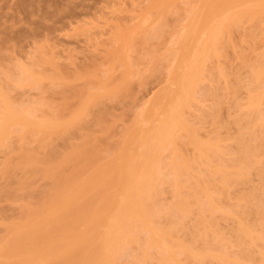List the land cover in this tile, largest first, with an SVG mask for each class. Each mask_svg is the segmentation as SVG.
I'll return each mask as SVG.
<instances>
[{
  "label": "bare ground",
  "instance_id": "1",
  "mask_svg": "<svg viewBox=\"0 0 264 264\" xmlns=\"http://www.w3.org/2000/svg\"><path fill=\"white\" fill-rule=\"evenodd\" d=\"M207 1L211 2V0H207ZM228 1H231V2L236 1V2L241 3V1H237V0H233V1L228 0ZM252 1L250 5L252 4L253 6L254 5L256 6L253 7V6H249L248 4L249 7L247 8H250V9L245 8L246 11H244V13H240L239 15V17L242 16L241 17L242 21L239 20L238 14L240 10H244L242 9L244 6H247L245 5L246 3L243 4V7L241 6L242 8L240 6L238 7L233 6L234 8L240 7V10L237 13V16H235L236 15L235 12H237L238 9H236L235 11V9L233 8L235 12L230 10L228 11L229 13H225L223 17L224 12H227L229 8H232L227 3H226L227 8L228 6L229 8L226 11L225 10L222 11L223 14L221 13L219 9H216V11L219 10L220 12L214 11L216 14L220 13L223 18L221 16L220 17L224 21L222 20L223 23L222 22L219 23L221 24L220 26H218V24L215 23L216 29H213L212 31L210 30L212 29L211 26L210 28L207 29L208 31L210 30L209 31L210 36H206V37H210V39L207 38V40L209 39L211 41L210 47L211 45L213 46V44L218 43L220 39L224 37L223 36L224 34L223 35H220V34L223 33L224 31L225 32L227 31V30H224V29H228L227 25L229 28H232V26H234L233 29H235L234 24L237 25L236 23L237 21H239L240 26H242L241 22H243V18L245 19L249 17L251 20V21L249 20V22L254 23L255 21L254 24H256L258 18H261V17H258L255 20L256 14H257L256 16H258V14H261L259 16L263 15L262 16L263 20L260 19L261 20L260 22L264 21V4H263L264 1L262 0L263 3L261 2V0L260 1L254 0L253 2ZM258 1L262 3V5L257 4ZM206 2H205V5L207 4ZM213 2L220 3L219 0L218 1L214 0ZM223 2L224 1L222 0V3ZM225 2L227 1L225 0ZM243 2H247V0ZM202 3L203 2L201 1V7H199L198 5V8L201 9L202 6H204V3L203 4ZM224 4L225 3H223V5L221 4V6H224ZM214 6H211V7L214 8ZM204 7L203 9H201L203 10L202 11L203 13H204V10L207 9V8L205 9ZM216 7L219 8L218 5ZM224 7L226 9V6ZM195 10H193L195 12V13L193 12L194 17L193 18L191 17L192 20L190 21H193L194 18L196 19L195 14L198 13V10L197 12ZM206 11L210 12L208 10ZM202 12L198 20L201 19V16L202 18L203 16H205ZM207 12H205V14ZM190 13H191L190 16H192V12ZM216 14H214V16ZM242 14H244V17ZM208 15L206 14L205 17H207ZM216 16H219V15H216ZM205 17H204V20L202 19L204 23L208 21V19L206 20ZM210 17H207V18H210ZM220 17H217V18H219L220 20ZM198 20L196 24H198L199 26L201 25V22H199ZM224 22H226L227 25L225 23V26H224ZM245 22H247V20ZM190 25L191 24H189V26ZM194 25L192 24L191 27L192 28L194 27L195 31H197V29L195 28L196 26ZM213 25L212 27L214 28ZM191 27H190V30L192 29ZM199 27H198V32H199ZM204 27L205 25H202L201 29ZM206 27H209V26H206ZM237 27L238 25L236 26V28ZM190 30L188 31L189 33L193 32L196 34L194 30H191V31ZM205 34L207 35V31L205 32ZM134 37L132 36V38ZM182 37H180L181 42L184 38ZM229 37L230 39H232L231 38L232 36H229ZM193 38L195 37L193 36ZM135 39L137 38L135 37ZM144 39H145V36H144ZM187 40H188L187 42L189 43L190 38ZM199 40H200V37H199ZM207 40H205V37H204V41H207ZM132 41H135V40H132ZM195 41L196 40H194L193 43H195ZM222 41L226 42L224 39ZM185 42H183V44L186 45L185 47L186 49L187 45L189 44L187 42H186L187 44H185ZM207 42H204L205 43L204 45L205 46L207 45L206 47L204 45H203L204 47L203 46L200 47V49L201 48L204 49V50H201L202 52L208 49L209 45L207 44ZM224 42L222 45H225ZM216 45L213 46L214 47L213 49H215ZM222 45H220V47H222ZM136 46H138V44H136ZM129 47L132 48V46L130 45ZM185 49L184 50L182 49V52L186 53ZM116 50L117 48L115 49V51ZM206 51H208V53L211 52V50L209 51V49ZM205 52L202 53L203 55L201 56L202 58L204 56L207 57L206 54L208 53L206 52V54H204ZM192 53L194 54L195 52H192ZM199 53L200 51H198L197 57L200 56L198 55ZM180 54H181L180 57L181 58L183 57L184 59V56H185L184 53H180ZM193 54L191 55L192 56L191 58L195 57L197 59V57L195 55L193 56ZM218 54H219V51H218ZM39 55H41L42 60H41V57H40V60L43 61V63L44 61H46L45 60L46 58L47 60H49L48 59L49 57L45 56L46 58H43L42 53ZM114 55H117V54L114 53ZM209 55L213 56L212 54H208V56ZM205 57L203 59L201 58L200 60L199 59L198 60L199 61L202 60L201 63H204V61L206 60ZM243 57L244 56H242V58ZM113 58L114 57L112 56V59ZM211 58H215V57H211ZM258 58L260 57L258 56ZM38 59L35 61L38 62ZM194 59H191V60H193L194 62ZM184 60L186 63L191 62V64L189 65L190 66L192 65V61H190L189 59H188L189 61H187L186 59ZM241 61L242 60H240V62ZM52 62L54 61L52 60ZM39 63L42 64L40 61ZM247 63L248 62H246V65ZM34 64H32L33 65L32 67H34ZM50 64H53V63H49L48 65ZM181 64H182L181 67L184 66L183 65L184 62ZM189 65L187 64L188 68H189ZM195 65L197 64L195 63ZM205 65L208 66V64H205ZM243 65L246 66L245 64H242V66ZM179 66L180 65H178V68H180ZM192 66H191V69L197 67V66H194V67ZM46 67L48 68L47 65ZM20 68L21 67H19L18 69ZM27 68L28 69L23 67V69H20L21 73L19 75L18 74L14 75L15 77L17 76L15 79H8V80H11V81L15 80V83L19 85L20 87L21 85L24 86L27 83L29 85L30 83L28 82L29 79L32 84L33 83L37 84L35 85L36 87L40 84L39 88H41V85H42L41 82L43 83V81L45 80H48V82L50 81V83L53 84L55 87L56 85L59 86L54 81L56 79H60V81L58 80L59 84H65L67 88L73 85L72 83L70 84L69 81L71 80H69V78L67 79V78H64L63 76H62L63 78H61L59 77L61 75L58 76L55 72L49 71L50 74L55 73L56 75H53V74L46 75L47 73H45L44 75L42 72L41 74H43L44 76H41V75H38L39 72L37 73L35 72V69H34L35 67L33 68V70L31 66ZM185 68H186V65H185ZM250 68H251L250 78H251V82L252 81L253 82L252 84L250 83L251 87L248 88L249 90H247V96L245 98V103L242 105L246 107L247 110L249 111L248 115L251 114L250 115L251 117H248V118L252 122H255V126L258 125L260 130H258V132L256 131L257 133H255V131L247 129L245 133L244 128H241V126L239 125L240 127L238 126L239 128H237L235 131L236 133L234 132L235 135H232L233 137H231L233 139V142H235L236 146L231 141V138H229L231 135H229L228 137L230 141L232 142L231 144H233V146L236 147V151L232 152L228 150L229 152H227V149H230L229 147H226V148L224 147L226 149L224 150V148H222L221 145L219 144L222 141L219 135L213 138H208L209 136H207L206 137L207 139L199 138L200 135L199 133L197 134V132H199L200 129H197L196 131L197 127L195 128V126L197 125H195V123L194 124L190 123V121H188L189 117L186 118L185 115H187L186 114L187 109L188 108L191 109L192 107L191 103L195 99L202 98V97L200 98L198 95H195L196 94L195 90L196 91L199 90V87H198L199 85L196 84L195 80H194V83L191 84L190 82L191 76L197 79L196 75L199 76L205 73L204 72L205 70H203L202 72L201 68H199L198 71H195L192 73L191 69L189 68L190 72L189 71L187 72L188 74L184 76L185 78L183 76H181V78L183 79L189 78L190 83L188 82L187 84L184 83V85H182V82H184L185 80H181V84L178 85L180 86V88L178 87L175 93L172 92L174 94L170 97L167 96L168 92L163 90L160 95H157L154 98L155 101H154L153 106L149 110H147L146 113L144 112L145 116L150 122L155 121L157 119L156 117L160 118V116L162 115V117L160 118L161 121L157 123L158 121L157 120L156 121L157 125L154 123L155 125H153V127H151L152 125L148 126L150 128L147 127L149 130H145L144 135L140 133L138 134V135L144 136V138L143 137L138 138L139 136L135 137V134H132L134 135V137H132L131 135L133 139L136 138L134 140L131 139L132 141L139 139V142H141V140H144L141 143V145L143 144V148L140 147L141 145L139 143L138 144L136 143L138 141L133 142L134 147L139 148V149L141 148L143 152L140 150L141 154L139 155L140 152H138L137 154L136 149L135 151L133 149V151L136 152V153H133L132 150L131 151L126 150L124 149L126 147L124 148L122 147V149L118 150L120 152H118L117 155L118 154L120 155L121 152L124 153V155L122 154L121 158L119 157V155L115 156L116 158L118 157L120 160L117 158L118 161H113L114 160L113 158V160L111 159L108 163L103 164L101 166L98 165L99 164L98 161L101 160L102 156L100 155L98 148H96L97 147L96 145L99 142H97V139L94 135L91 136L92 135L91 134L89 136V133H87V135L85 133L83 137H82L83 133L80 134L82 138L79 141L80 144L77 143L78 145L77 144L72 145V147H70V150L66 152L68 154L65 153L66 156L64 158L61 157L62 159L61 163H59V161L57 163V160L59 159L55 158L56 163L50 164L47 162L45 158L44 159L43 157L41 158L39 155H37L38 154L37 152H34L35 150L34 146H32V148L34 147V149H32L31 146L27 147L28 144L30 143L29 142L30 137L31 138L33 137L32 138L33 141L34 139L35 140L37 139L36 142L40 141L39 145L42 144L43 148H45V145L46 146H48V144L51 145L52 143L51 144L48 143V140H51L53 136L50 137V135H52L53 133L57 134L58 132H60L61 131L60 127H62V125H64L65 122L67 124L69 122L72 123L78 118L82 119L81 118L83 114L82 111L84 112L86 111V110H83V108H87L89 106V103L83 102V105L81 104V106H85L86 104H88L86 105L87 107L86 106L82 107V110H80L81 108L80 107L79 108L80 111L78 110L74 113H72V109H71L72 107H69L68 105H66L71 109V113H72L71 115L67 109L66 110L68 112H65V113L63 112L64 115H66V113H69L67 116L71 115L70 120L69 119L67 120L68 122L67 121H65L64 123L62 122L64 120L63 118L64 115H62V111L61 112L57 111L58 115L54 111L55 114L54 113L53 114L55 116L53 114L51 115L50 114L51 112H50L48 116L46 115L47 117L43 118V120L40 122V121H37L34 117L36 116V114H40L44 116L45 114L43 113L47 111V109L50 108V106L47 107L45 110L43 109L44 110L43 113L42 112L40 113L41 111L40 109L41 107L47 104L46 103L45 105H43L44 104L43 103L42 104L43 106L42 105L39 106V104H41L43 101L41 103H38V105L34 103L33 106L31 105L32 103H29L28 106H25L27 108L23 107L24 110L21 107H19V109H16V106L13 108V105H12L13 102L9 104L7 100L11 99L10 101H12L14 100V97H12L13 99L8 97L11 95L10 92H8L10 91V89L7 90L6 87L8 84L5 85L4 82L2 81L4 85L0 84V87L1 85L4 86L5 88L4 87L3 88L6 89L7 91L5 93V91L2 92L3 89L2 90L0 89V101H1L0 102V143H2L1 144L2 146H5L4 147L5 149L7 147L6 145H8L7 140H9V143L12 142L10 141L12 138L11 139L9 138L6 139V138L9 137V134L11 132H14L15 130H16L15 133L18 136H21L22 138L19 139V137L16 135V138L21 141V142L16 143L17 146H19L18 144H20L19 148L15 146L17 147V149H15L14 147L13 148L14 151L13 150L8 151L7 149V151L11 154L16 151L18 152L19 150V155H20L19 159H18V153L16 152L17 155L15 153V156H16L15 160L18 159V161L16 162L15 160L12 159L11 156L14 155L13 153V155H10V158L8 157L7 161L5 160L2 161L3 165L0 163L1 165L0 170H2L1 167L3 166V168L7 170L8 172L9 171L12 172L13 170H16L17 168L18 170L22 169L24 172H26V173H23V177L21 175L22 177L21 180H17V182L20 181L18 184L20 185V194H21V190H26L27 188L30 189L35 185L36 179L34 180L35 182L33 181L34 182L33 183L31 181L32 175L33 176L39 175L36 178H39L41 176L43 177V179L44 177L45 178L51 177L50 179L53 178L52 180L53 182L55 181V183H52L53 185H51L52 187H54L52 190L48 188V189H45L46 191L43 190L42 192V189H41V192L43 194L42 197H40L42 194L38 192L39 195L34 194V196L31 195V197L27 196L26 199L25 198H22L23 200L21 199L22 201H24L22 205L20 206L21 214L19 218H16L14 221H12L10 224L6 226V234H8V236L0 242V264H107L108 261H111V264H264V221L260 222L259 225H256V222H255L257 217L259 216L264 217V55L263 56L261 55V58L258 59L257 62L254 63ZM200 69H201V72H199ZM50 70L52 69L50 68ZM152 71H154L153 68L151 69V72ZM173 72H174L173 74L176 75L177 72L176 73L175 71ZM185 72L186 71H184L183 73L185 74ZM215 74L217 73H214L213 76ZM117 75H116V79H117ZM221 75H223V72L221 73ZM11 76L10 74L8 75V77H11ZM225 76H227V74L224 75V78ZM170 78H172V76L170 77L169 75L168 79ZM175 79H177V77ZM200 79H202V77ZM204 79L206 78L204 77ZM199 81H197L198 84L202 83L201 80ZM228 81L226 80V82ZM6 82L7 80L5 81V83ZM48 82L47 81L45 82L44 87L45 86L46 88L50 87L51 84L49 85ZM46 83H48L47 84L49 85L48 87ZM238 83L239 85H241L240 82ZM195 84L197 85L198 89L197 88L195 89L196 87ZM53 85H51L52 86L51 89L55 88ZM88 86L91 87L90 85ZM211 86L213 87V85ZM221 86L224 87V84L223 85L221 84ZM71 87H74V86H71ZM128 87H127V91H128ZM230 87H232V85ZM234 87L236 88L237 85ZM74 89L76 88L74 87ZM213 90H214V87H213ZM213 90L211 89V91ZM221 90H222L221 92L223 93L224 92L223 89ZM38 91L41 92V90H38ZM44 91L46 92L45 89ZM44 91L42 90L41 94ZM58 91L59 90H57L56 92ZM72 91L74 92L75 90H72ZM108 91H110V89H108ZM227 91L225 89V93H227V95H229L230 93L233 96L230 90L228 92ZM51 92L53 91L51 90L50 93ZM54 92H55V89H54ZM82 92L84 93V91ZM214 92L215 90L212 93ZM67 93L65 92V94ZM210 93L211 92H209L208 94L206 93V95H209ZM68 95H65L66 98H68L67 97ZM85 95L87 97H85L83 94H80L79 97L75 98V101L78 98H81L80 96L82 97L84 96L83 97L84 100H95L96 101L95 97H92L87 93ZM168 95H170V92L168 93ZM215 95L217 96L218 93L216 92ZM227 95H225L224 97H228ZM38 96L39 97L37 98H40V95ZM41 97L45 98L46 96L42 95ZM213 97L215 96L213 95ZM224 97L222 98V96L219 95V98H218L217 96L219 100L222 99V101L226 102V98L224 99ZM231 97L229 96V99ZM64 98L63 100H67ZM204 98L202 99L205 100ZM166 100H172V101L167 102ZM235 100L237 99L235 98ZM68 102L66 103L65 101L66 104H68ZM199 102H201V100ZM156 106H160L158 111L156 110ZM28 107H31V108H28ZM53 107H54L53 104H51L52 109L51 108L50 109L54 110L55 108L53 109ZM55 107H57L56 104H55ZM35 110L37 111L40 110V111L35 114L34 113ZM191 110L188 112H191ZM59 113H61L62 117ZM159 113H161L160 116H158ZM33 114H35V116H33ZM59 115L61 118H63L62 120L59 117ZM67 116H64V117H67ZM99 119L101 120V118ZM147 119L145 118V120ZM102 121L104 122V119H102ZM14 122L15 123L17 122L20 125L21 131L19 133L17 132V129H15L14 131H10L12 128L7 130L8 125L13 124ZM236 123L239 124L238 121H236ZM212 130L214 131V129ZM144 132H141V133H144ZM26 133L30 135L28 136ZM215 133H217V131ZM215 133L214 134L210 133V134L216 135ZM47 134H50V135L46 136ZM39 135H41L42 138L38 137ZM57 136L54 134V137H57ZM127 136L130 137V134ZM124 137L126 140L125 142L127 144L128 139H130L131 137L130 138L128 137L127 139H126V135H124ZM217 137L220 138V142L218 140L219 138ZM39 138L42 140H40ZM32 139H31V143H34L32 142ZM122 141H123L122 142L123 145L121 143V146L128 145L129 148L127 147V149H130V146H131L130 144H132L131 141L129 140L130 142L128 141L129 143L127 145L124 144L125 143L124 140ZM224 141L221 142L222 145ZM14 145L12 144V147ZM137 145L138 146L140 145V146L137 147ZM98 147H99V144H98ZM134 147L132 146L131 148H134ZM90 148H92V151L95 154L91 151ZM123 149H124V152H123ZM188 149L190 151H188ZM7 151H5L6 154H4L6 155V157L8 156ZM45 151L47 152V150ZM86 151H89L87 152L88 154H90V152L94 154L93 158L91 157L94 161L95 159H97V157H100V156L101 157L98 160H96L97 162L96 161L91 162L92 165L85 164V163L83 164L81 162H78L81 164L72 166L74 167V169L71 168L73 170H70V168L67 167L68 165L70 166L73 164V163L69 164L71 163L70 161L72 160L70 159V157H73L74 155L77 154L76 158H80V156L82 157L83 155H84L83 157L85 158V155L87 154V153L85 154ZM128 151L130 152V154ZM92 153H91V156H92ZM125 153H126V156L128 157H127L126 162H123L121 159L122 158L126 159ZM132 153L133 155H131ZM15 156H13V158ZM61 156H64V155H61ZM88 156L89 155H87V157ZM6 157L4 156L5 159H7ZM82 158L80 160H82ZM103 158L104 157H102V159ZM76 160L77 159H75L74 161L76 162ZM89 165L92 166V169H90ZM28 169L30 173L28 172L27 174ZM5 170L4 172H7ZM13 173L14 171L12 172V175H10V173L9 174L5 173V174L6 176L7 175L13 176ZM29 174H31V177L29 176ZM252 174L255 175L256 178L259 177V179L262 180V184L259 186L256 185L252 187L250 190H241V189H240L241 191L238 190L234 199L232 201H229L228 204L224 206V203H222L223 201L222 198L224 194L228 191V188L236 187L237 185L240 186V184L242 185L248 184V181L250 180ZM0 175L4 176V174H1V172H0ZM7 180L8 178L6 179V181ZM8 181L10 182V180ZM11 182H13V180H11ZM36 186L38 187V184ZM11 188L9 192L12 191ZM15 189L16 191H18L17 188H14L13 189L14 192H16ZM34 190L35 189H33V191ZM36 190H39V189L36 188ZM30 191L31 190H29V192ZM14 192L12 191V193ZM24 193L25 191H23V194H22L24 195L23 197L28 195V193L26 194ZM35 193L37 194V192ZM18 194L19 193H17V195ZM7 195L10 196V194H7ZM14 195L15 194H13V196ZM35 196H38L37 198H40V201L39 203L32 201L33 202L32 204L31 198L32 200H36L35 198L33 199V197ZM0 198H2V196H0ZM9 199H11V196L8 198V200ZM17 200H19L18 197H17ZM112 204H115V208L117 207L116 210L114 211V214L112 213V216L111 214H107V215H110L111 217L102 215L105 210H106L105 212H108V210L109 212H111L110 210L112 209L113 206L111 207V209L110 208L108 209V207H110L109 205H112ZM102 216H106V219L105 217L102 218ZM107 219H109L108 222L110 223L106 222ZM220 220H229L231 222L230 224L233 227V234L229 235L228 233H224L222 231V228L219 223ZM101 221L103 223L105 222V225H103L102 223V226H101ZM108 224L110 226H108ZM106 225L110 228L108 229ZM103 226H106V227H103ZM102 227L107 228L109 231L106 230L107 233L103 234V232H106V231H103L104 229ZM100 230L102 231L101 234L103 235L108 234V236L105 235L103 238L102 235L100 234ZM99 236H101L102 239H105L107 237V239L105 240H100V241L98 240L100 243H102L101 245L100 243L97 244L98 242L97 238ZM101 238H98V239H101ZM104 243L105 245L103 246ZM89 245H93V249H91V246L89 249H87L86 247H88ZM106 248L108 251L106 250ZM207 260H209L208 263H206ZM210 260H213L214 263H212L213 261H210Z\"/></svg>",
  "mask_w": 264,
  "mask_h": 264
},
{
  "label": "rangeland",
  "instance_id": "2",
  "mask_svg": "<svg viewBox=\"0 0 264 264\" xmlns=\"http://www.w3.org/2000/svg\"><path fill=\"white\" fill-rule=\"evenodd\" d=\"M198 1L199 0H0V84H3L2 81L4 82L5 85L8 84L6 89L7 90L10 89V91H8V92H10V94H11L8 97H10V98L14 97V100H12V101H10L11 99L7 100L8 103L10 104L13 102L12 103L13 108L16 106V109H19V107H21L24 110V108H27L25 106H28L29 103H32L31 105L33 106L34 103H36L38 105V103H41L43 101L41 104H39V106H41L43 103H44L43 105H45L46 103L47 104L45 106L42 105L43 107H41V109H40L41 111L39 110L40 113L41 112L43 113L44 110L49 106L51 108V104H53V106H54L53 109L54 108L55 109L51 110L52 108L51 109L48 108L47 111H45L43 113V114H45L44 116L40 115V114H36L39 111H37V110L34 111V113L36 114V116H35V114H33V116H35L34 118L40 122L43 120V118L47 117L50 112H51L50 113L51 115L53 113L55 114V112L58 115L57 111L58 112L62 111V115H64L65 112L69 111L70 114L72 115V113L78 111L80 107H81L80 110H82V107H85L86 105H88V104H86L85 106H81V104L83 105V102L89 103V106L88 107L86 106L87 108H83V110H86V111L85 112L82 111V113H83L82 117H81L82 119L78 118L77 120L73 121L72 123L69 122L66 124L65 121H67L68 119L70 120L71 115L67 116L69 113H66V115H64V116H67V117L63 116L64 120L62 122L63 123L65 122V124L62 125V127H60L61 131L57 133L59 137L57 136L56 133H53L52 135H50V134L46 135V136L50 135V137L53 136L52 137L53 140L52 139L48 140L49 138L46 139V140H48V143H50V144L52 143L51 145H49V144H48V146L45 145V148H43L42 144H40L41 146L39 145L40 141L36 142L37 139L36 140L34 139V141H33V139H32L33 137L32 138L30 137L29 142L31 143V139H32V142H34V143H31V145L29 143L27 147L31 146V148H32V146H34L35 147L34 152H37L38 153V154L36 153L37 155H39L41 158L43 157V159L45 158L47 160V162L50 164L56 163L55 158L59 159V160H57V163H58V161H59V163H61L62 162L61 157L64 158L66 156L65 153L68 152V150H70V147H72V145L77 144V143L80 144L79 141L82 139L80 134L83 133L82 134V137H83V135H85V133H86V135H87V133H89V136L92 134L91 136L94 135L96 137L97 142H99L98 143L99 147L97 144L96 148H98L100 155L102 157H104L102 159V157L100 155H98L101 157V160L98 161L99 166L108 163L111 159L113 160V158H114L113 161H118L119 158L117 157L118 158L117 159L115 156L119 155V154L117 155V153L120 152L118 150L122 149V147L123 148L126 147V148H124L126 150H130V151L132 150L133 153H136V152H134L136 149L137 154H138V152H140L139 153V155H140L142 149L134 147L133 142L138 141L136 143L137 144L139 143L141 145V143L144 140L140 139L141 142H139V139L132 141L131 139H133L132 137H134V135H132V134H135V137L139 136L138 138H142V137L144 138V136H141L138 134L140 133V134L144 135L145 134L144 131L149 130L148 128H150L148 126L152 125L151 127H153V125H155V124L157 125V123H159L161 121L160 118L162 117V115L160 116L161 113H159L158 116H160V118L156 117L157 119L155 118L156 120L151 121L152 122L151 123L147 119V117L145 116L146 111L149 110L153 106L154 101H155L154 98L157 95H160L163 90L167 91L168 93L170 92V95H168V93L166 92L167 96L170 97L175 93V91H176V89H178V87L180 88V86H178V85L181 84V80H185L184 82H182V85H184V83L187 84L190 81V79L186 78L188 80L187 81L186 79L181 78V76L184 77L185 75H187L188 74L187 72L188 71L190 72L192 65H193L192 67L197 66V67H195L197 69H195V68L191 69L192 73L195 71H198L199 68L202 69V72H203V70H205L204 74L201 73L204 76L203 75H199V76L196 75L197 79L195 77L191 76L190 82H191V84H193L194 80H195L196 84L199 85L198 86L199 90H197V91L195 90V92H196L195 95H198L200 98L201 97L202 98L206 97V98H204L205 100H203L202 98L201 99L198 98L199 100L195 99L193 101L194 103L193 102L191 103L192 107L190 106L192 110L190 108H188L187 113L185 112L187 114V115H185L186 118H188V117L190 118V119L188 118V121H190V123H192V124L195 123V125H197V126L194 125L195 128L197 127L196 131H197V129H200L199 132H197V134L199 133V135H200V136L198 135L199 138L207 139L206 138L207 136H209L208 138H213V137H216L219 135V137L222 140L221 142H223L224 140L225 141L227 140L229 135H231L229 138L233 137L232 135H235L236 129L239 128L240 126H241V128H244L245 133H246L247 129L248 130L250 129L252 131H255V133H257L258 130H260L259 126L258 125L255 126V122H252L248 118V117H251L250 116L251 114L248 115L249 111L242 104L245 103V98L247 96V90H249L248 88L251 87L250 83L252 84V82H253V81L251 82V78H250L251 77V72H250L251 68L250 67L254 63H256L258 59L261 58V55L262 56L264 55V23H263L264 21L260 22L261 21L260 19L263 20V18H262L263 15L262 16H259L261 14H258V16H256L257 14L255 15V17H256L255 20L258 17H261V18H258L256 24H254L255 21H254V23L249 22L250 17L245 18V19L243 18V22H241L242 16L239 17V15H240V13H244V11H246L245 8L250 9L247 7L253 6L252 4L250 5L252 0H247V2H243L245 0H237V1H241V3L235 1L237 4L233 0H232L233 2L228 1V0H226L227 2H225V0H223L224 1L223 3H225L224 6H226V9L224 6H221V4L223 5L222 0H219L220 3L213 2L214 0H211V2L209 1L210 3L207 0H205V1L200 0L199 2ZM201 1L204 3V6H206L209 3L206 7L202 6L201 9H203V7H204L205 9L207 8L206 10H208L210 12H207L206 10H204V13H203L202 12L203 10L198 8V5H199V7H201ZM215 1H218V0H215ZM259 1L257 4L262 5V3H263L262 0H261L262 3H260ZM196 2H198V3H196ZM205 2L207 3L206 5H205ZM229 2H230V4L231 3L232 4L230 5ZM215 3H217V4H215ZM226 3L229 6H231L232 8H229V6H228V8H229L228 9ZM214 4H215V6H214ZM243 4H245L247 6L243 7ZM248 4H249V6H248ZM217 5L219 8L216 7ZM189 6H190V8H189ZM211 6H214V8L215 7L216 8L214 9ZM233 6H237V7L242 6L243 8L242 7L241 8L244 10H240V7L234 8ZM254 6H256V5H254ZM253 7H251V8H253ZM211 8H212V10L213 9L214 10L212 11ZM233 8L235 9V11H236V9H238L237 12H235ZM198 9H200V10H198ZM216 9H219L222 14H223L222 11H224V10L226 11L228 9L227 12H224L223 17L225 15V13H229L228 11H230V10L235 12V14H236L235 16H237V13L240 10L238 17H239V20H241L240 22H241L242 26H240L239 21H237L236 23H237L238 27L236 28L237 25L234 24L235 29H233L234 26H232V28H229L227 23L224 22V26L226 23L228 29H224L227 31L226 32L224 31L223 33L220 34V35L224 34L223 35L224 37L222 39H220L221 37L219 36L220 41L219 40L218 41L220 43L219 42L218 43L220 45H222L224 42L222 40L224 39L226 41V42H224L225 45H222V47H220V45L218 43H216L217 45L213 44V46L214 45H216V46H215V49H213L214 47L211 45V47L213 49L212 50L210 47V42H211L209 40L210 37H206V36H210L209 35L210 30L212 31L213 29H216L215 23H217L218 26H220L221 24H219V23H221V22L223 23V21H224L222 19L223 17L221 16L220 13L216 14L214 12V11H216ZM193 10H195L196 12L198 10V13L195 14L196 19L194 18L193 21H190V20H192L191 17L192 18L194 17V14H193L194 11ZM219 10H217V11L220 12ZM199 11H201L205 16H206V14L208 15L210 13L207 17H210V16L211 17L207 18V17L203 16V18H202V16H201V19L198 20L199 16L201 15V12H199ZM190 12H192V16H190V14H191ZM205 12H207V13L205 14ZM214 14L219 15V16H216V15L214 16ZM242 15L244 17V14H242ZM204 17L206 20L208 19V21L210 23L207 21V22H205L206 23L205 24L203 22ZM217 17H220V20ZM197 20L199 22H201V25H199V26L202 27V25H205V27L201 29V27H199L198 24H196ZM246 20H247V22H245ZM194 21H195V23H194ZM189 22H191V23H189ZM202 22H203V24H202ZM189 24H191V25L189 26ZM192 24L193 25L195 24L194 26H196L195 28L197 29V31H195L194 27L193 28L191 27ZM212 25L214 26V28L212 27ZM206 26H209V27H206ZM210 26L212 29H210L208 31L207 29L210 28ZM190 27L192 28L191 30H194V32H196V34L193 32L192 33L188 32L190 30ZM198 27H199V32H198ZM206 31H207V35L205 34ZM229 31L230 32L232 31V32L230 33ZM139 33H141V34H139ZM186 33H188V34H186ZM227 33H228V35H227ZM229 33H230V35H229ZM144 34H146V35H144ZM200 34H202V35H200ZM195 35H197V36H195ZM118 36H120V37H118ZM132 36L133 37L135 36L137 39H135V37L132 38ZM144 36H145V39H147V40L144 39ZM193 36L195 38H193ZM229 36H232L231 37L232 39H230ZM177 37H179V38H177ZM180 37H182L183 40L186 38L185 39L186 42L188 41L187 39L190 38L189 43L187 42L189 45H187L186 49H185L186 45L183 44V42H185V40L183 41L181 39L182 40V42H181ZM199 37H200V40H199ZM204 37H205V40H207V38H209L207 40L208 42L204 41ZM131 38H132V40H135V41H132ZM194 40H196L195 43L197 42L198 44L193 43ZM203 41L207 42V44L210 47V48L208 47V49H209V51L211 50V52L208 53V51H206L208 49L205 48L206 49L205 51L208 54H212L213 56L209 55L210 56L209 57L208 54H206V52L203 51V52H205L204 54H206L207 57L204 56L206 58V60L204 61V63H201L202 60L199 61L202 58L201 56H203L202 55L203 52L201 50H204V49L203 48L200 49V47L205 44ZM186 42H185V44H187ZM228 42H230V43H228ZM136 44H138V46H136ZM129 45L132 46V48L129 47ZM182 45H183V47H182ZM193 47H194V49H193ZM116 48H117V50L115 51ZM182 49L183 50L185 49L186 53L182 52ZM197 50L200 51V53L202 52L201 54L200 53L198 54V55H200L199 57H197V53H198ZM220 50H221V52H220ZM218 51H219V54H218ZM40 52L42 53L43 58L49 57L48 58L49 60H47V58H46L45 59L46 61H44V63H43V61H41L42 57H41V55H39V54H41ZM192 52H195V53L193 54ZM114 53L117 55H114ZM180 53H184V55H185V56L183 55L184 59H186L187 61H189V60L192 61L191 66L189 65V64H191V62L186 63L185 60L183 59V57L182 58L180 57L181 56ZM192 54H193V56L195 55L197 57V59L195 57L191 58ZM109 56H110V58H109ZM112 56L114 57L113 59H112ZM242 56H244V57L242 58ZM258 56L260 58H258ZM40 57H41V60H40ZM188 57H190V58H188ZM211 57H215V58H211ZM36 58L37 59L39 58L38 62L35 61V60H37ZM191 59H194V62L196 61L195 63L197 65H195V63ZM52 60L54 62H52ZM240 60H242V61L240 62ZM39 61L42 64H40ZM183 62H184V64H183L184 66H182L183 67L182 68L181 63H183ZM246 62H248L247 65H246ZM47 63L48 64L49 63H53V64L55 63V64L54 65L50 64L51 65L50 66ZM32 64H34L35 68L32 67L33 66ZM187 64L189 65L190 69L187 67ZM205 64H208V66ZM242 64H245L246 66H244V65L242 66ZM46 65L48 66L49 70L46 67ZM55 65H56V67H55ZM178 65H180L179 66L180 68H178ZM185 65H186V68H185ZM30 66H31L32 70L34 68L35 72L36 73L39 72L38 75H41V76H44L45 73H47L46 75H48V74L52 75L53 73L50 74V72H49V71H51V72H55L58 76L61 75V76H59L61 78H63V77L67 78V79L69 78V80H71V81H69L70 84L71 83L73 84L71 86H74L76 89H74V87H71V86H69L67 88V86L65 84H59L58 80L60 81V79L54 80L56 82V84L59 85V86H57L55 84L56 87L53 84H51L50 81L48 82V80L43 81V83L41 82V84H42L41 88L44 87L46 81L49 83V85L51 84L55 87V88L51 89L52 86L50 85V87H48L49 85H47L48 83H46L47 87L53 91L51 93H50L51 90L46 88V86L41 89V88H39L40 87V84H39L36 87L35 85H37V84L33 83L34 84L33 85L31 83L30 79L28 82H30L31 84L29 83V85H28V83H27L24 86L21 85V87L15 83V80H13L15 84L13 83V81L8 80V79H15L17 76L15 77L14 75L15 74L19 75L21 73L20 69H23V67L28 69L27 67H30ZM19 67H21V68L18 69ZM38 68L40 69V71ZM50 68L53 71L50 70ZM152 68L154 69V71H152L153 73L151 72ZM201 69L199 72H201ZM157 70H159V71H157ZM216 70H217V72H216ZM173 71H175V73L177 72L176 75L173 74L174 73ZM184 71H186L185 74L183 73ZM213 71H215V72H213ZM42 72L44 75L41 74ZM222 72H223V75H221ZM55 73L53 75H56ZM192 73H190V74H192ZM214 73H217V74H215L213 76ZM9 74H10V76L12 74V76L8 77ZM78 74L81 75L82 77L79 76ZM226 74L228 77L225 76V78H224V75H226ZM116 75H117V79H116ZM169 75H170V77L172 76V78L168 79ZM200 76L202 77V79H200L201 78ZM78 77H80V78H78ZM173 77H174V79H173ZM176 77H177V79H175ZM204 77L206 79H204ZM225 79L227 81L228 80L229 81L226 82ZM6 80H7V82L5 83ZM199 80H201L202 83L198 84L197 81H199ZM218 82H219V84H218ZM238 82H240L241 85H239ZM234 83H235V85H234ZM11 84H13V85H11ZM196 84H195V86H196L195 89L196 88L198 89ZM221 84L222 85L224 84L225 88L222 87ZM64 85H65V87H64ZM88 85H90L91 87H89ZM211 85H213V87H214V90H215L214 93H212L214 90H213V87ZM215 85L219 89H217L215 87ZM231 85L233 88H235L234 86H236V85H237V87L235 89H233L232 87H230ZM32 86H34V87H32ZM3 87L4 86L1 85L0 89L1 90L3 89L2 92L5 91V93H6L7 90L4 89L5 87L4 88ZM9 87H11V88H9ZM127 87H128V91H127ZM61 88H63V89H61ZM84 88H85V90H84ZM227 88L231 91L233 96L230 93H229V95H227V93H225V89H226V91L228 90ZM44 89L46 90V92L44 91ZM54 89H55V92H54ZM64 89H66V90H64ZM108 89H110V91L112 90L111 91L112 93L110 91H108ZM211 89L213 91H211ZM221 89H223V91H224L223 93L221 92L222 91ZM38 90H41V92L43 90L44 91L43 93H45V94H43V93L41 94V92ZM57 90H59V91L56 92ZM72 90H75V91L73 92ZM79 90H80V92H79ZM203 90H204V92H203ZM234 90H236V91H234ZM67 91H68V93H67ZM82 91H84V93ZM85 91L90 96L95 97L96 101L95 100H84L83 97L84 96L87 97L85 95L86 94ZM65 92L67 94H65ZM172 92H174V93H172ZM197 92H198V94H197ZM209 92H211V93L209 95H206V93L208 94ZM216 92L218 93V95H217L218 98H219V95H221L222 98L225 95H227L228 97H224V99L226 98V102L222 101L221 98H220L221 100H219L217 98V96L215 95ZM235 93H236V95H235ZM68 94H70V95H68ZM80 94L84 95L83 97L80 96L83 100L81 98H78L77 99L78 101L77 100L75 101V98L79 97ZM38 95H40V98H37V97H39ZM42 95L46 96L47 98L46 97L42 98L41 97ZM65 95H68L67 96L68 98H66ZM213 95L216 98L213 97ZM64 96H65V98H64ZM100 96H101V98H100ZM229 96L230 97L232 96L233 98L231 97L230 98L231 100H230ZM63 98L67 99V100H63ZM235 98L237 100H235ZM72 99H74V100H72ZM79 99H80V101H79ZM46 100H48V101H46ZM200 100H201V102H199ZM60 101H62V102H60ZM65 101H66V103L69 101L68 104H66ZM166 101L169 102L172 100H166ZM218 101L220 102V104ZM19 102H21V103H19ZM60 103L61 104L63 103L62 104L63 106ZM91 103H92V105H91ZM217 103H218V105H217ZM222 103H224V104H222ZM48 104H50V105H48ZM55 104L57 107L59 106L58 107L59 109L57 107H55ZM66 105H68L69 107H72L71 108L72 113H71V109ZM60 106H62V107H60ZM65 106L68 108H66ZM218 106H220V107H218ZM31 107H28V108H31ZM159 108H160V106H156L157 111L159 110ZM190 110H191V112H188ZM188 113H189V115H188ZM59 114L61 115V113H59ZM60 115H59V117H60ZM62 115H61V117H62ZM63 118H61V120ZM99 118H101V120ZM145 118L147 120H145ZM97 119H99V120H97ZM102 119H104V122L102 121ZM156 121H157V123H156ZM236 121H238L239 124H237ZM16 123L15 122L13 124L8 123L9 125L7 127V130L12 128L10 131H14L15 129H17V132L19 133L21 131V128H20V125L18 123L17 124ZM143 123H145V124H143ZM71 124H72V126H71ZM100 124H102V125H100ZM252 125H254V126H252ZM212 129H214L215 132L217 131L218 134L215 133ZM15 132H16V130L14 132H11L9 134V137L6 138V139L12 138L10 140L12 142L9 143V140H7L8 145H6L7 147L5 149H4L5 146H2L1 145L2 143H0V145H1L0 146V149H1L0 150V163L1 164H2V161H4V160L7 161L8 157L10 158V155H13V153H14L13 156H15V153L17 152V151L13 152L12 154L8 152V151L13 150V148L15 146H17V144H16L17 142H21L20 140H18L16 138L17 134ZM141 132H144V133H141ZM213 132L216 135H212V134H214ZM210 133H212V134H210ZM232 133H234V134H232ZM54 134L57 137H54ZM129 134H130V137L132 135L131 138L129 136H127ZM78 135H79V137H78ZM124 135H126V139L128 137L130 138V139H128V141L130 140L132 143V144H130L131 145L130 149H127V147L129 148V146L127 144L130 141L129 142L127 141V144H126V142H125L126 140H125ZM18 137H19V139L22 138L21 136H18ZM38 137H41V135H39ZM123 137H124V139H123ZM219 137H217V138H219ZM220 138L218 139L219 142H220ZM229 138L226 142L224 141V143H223L224 146L221 144V142L219 144L221 145L222 148L229 147L230 149H227V152H229V151L234 152V151H236V147H235L236 144H235V142H233V139L231 138V141L233 142V144H235V146H233V144H231L232 142L230 141ZM134 139H136V138H134ZM15 140H16V142H15ZM40 140H42V139H40ZM122 140H124V142H125L124 144H126L127 146H121V143L123 142ZM11 143L13 145L14 144L15 145L12 147ZM18 145L19 146H17V147L19 148L20 144H18ZM122 145H123V143H122ZM118 146H120L121 148ZM132 146L134 148H131ZM139 146L137 145V147H139ZM17 147H15V149H17ZM34 147L32 149H34ZM140 147L143 148V144ZM40 148H42L43 150ZM225 148H224V150H226ZM234 148H235V150H234ZM7 149H8V151H7ZM44 149L47 150V152ZM90 149L92 151V148H90ZM124 149H123V152H124ZM133 149H134V151H133ZM4 150L8 152L7 157H6V155H4V154H6V152ZM39 150L42 152H40ZM188 151H190V150L188 149ZM87 152H89V151H86L85 154ZM92 152H90V154L87 153L85 155V158L83 157L84 155L82 156L83 158L81 156H80V158H76L77 154L74 155L73 157L69 156L70 159H72L70 161L71 163H69V164H72V163L73 164L70 166L68 165L67 167H69L70 170H73L74 167H72V166H75L77 164L79 165L81 163H83V164L85 163V164L92 165L91 162H95L96 160H98L100 158V157H97V159H95V161H94L92 158H93L95 153L93 152L94 153L93 154ZM17 153H18V159H19V157H20L19 150ZM17 153H16V155H17ZM91 153H92V156H91ZM133 153L131 155H133ZM66 154H68V153H66ZM122 154L124 155V153L121 152L119 155L120 158L122 157ZM129 154H130V152H129ZM48 155H49V157H48ZM61 155H64V156H61ZM87 155H89V156L87 157ZM164 155H166V154H164ZM4 156L7 159H5ZM13 156H11V157L13 160H15L16 156L14 158H13ZM125 156H126V153H125ZM127 157L128 156H126V159L122 158L121 160L123 162H126ZM81 158H82V160H80ZM129 158H130V156H129ZM18 159L15 161L17 162ZM51 159L54 162H52ZM75 159H77L79 161L76 160V162H75L74 161ZM78 162H81V163H78ZM3 163H5V162H3ZM89 166H87V167H89ZM1 168H2V170L4 169L3 166ZM71 168H73V169H71ZM90 169H92V166H90ZM2 170H0V172H1V174H4L5 177L3 175H0V184H1L0 185L1 186L0 187V189H1L0 190V196H2V198H0V242L8 236V234H6V226L8 224H10L12 221H14L16 218H19V216L21 214L20 206L24 202V201H22L23 200L22 198L26 199L27 196L31 197V195L34 196V194L39 195L38 192L40 194H42L43 190L46 191L45 189H48V188L50 190H52L54 187H52L51 185H53L52 183H55V181L53 182V180H52L53 178L50 179L51 177L50 178L48 177L49 179L44 177V179H43V177H41V176H40L41 178L40 177L36 178L39 175H36V176L32 175V177H31V174H29V176L31 177V181L33 182L36 179V183L32 188H30V189L27 188L28 191H27V189L21 190V194H20V185H18L20 181L17 182V180H21L23 177V173H26V172H24L22 169L18 170V168H17L16 170L18 172L16 170H13L14 171L13 176H10V175H12L13 171L8 172L7 170L4 169L5 171H7V172H4V170L3 171ZM21 171H22V173H21ZM2 172H4V173H2ZM28 172H29V169L27 171V174H28ZM70 172H72V171H70ZM5 173L6 174L10 173V175L6 176ZM15 173H17V174H15ZM21 175H22V177H21ZM9 176H10V178H9ZM14 176L18 179H16ZM7 178H8V180H10V182L8 180L6 181ZM11 180H13V182H11ZM6 184H7V186H6ZM37 184H38V187L36 186ZM261 184H262V180H260L259 177L256 178V176L252 174L250 180L248 181V184H243V185L240 184V186L237 185L236 187H229L228 191L224 194V196L222 198L223 199L222 203H224V206H226L229 201H232L234 199L238 190L239 191L250 190L252 187H254L256 185L259 186ZM5 186L7 187V189ZM35 186L40 191L36 190ZM54 186H55V184H54ZM2 187H4V188H2ZM10 188L13 192H14L13 189L17 188L19 192L16 191V189H15V191L19 194L17 195L16 192L12 193V191L9 192ZM33 189H35V190L33 191ZM41 189H42V192H41ZM3 190L5 191L6 194L4 193ZM6 190H8V191H6ZM29 190H31V191L29 192ZM1 191H2V193H1ZM23 191H25L24 194L28 193V195L23 197L24 196V195H22ZM35 192H37V194ZM7 194H10L11 199L8 200V198L10 196H8ZM13 194H15V195L13 196ZM42 196H43V194L40 197H42ZM17 197L19 198V200H17ZM37 197L38 196L33 197V199L35 198L36 200H32V198H31L32 204H33L32 201L39 203L40 198H37ZM133 204H134V202H133ZM109 206L110 207H108V209L109 208L111 209L112 206L115 208V204H112ZM113 207L110 210L111 212H109V210L107 209L108 212H105L106 211L105 210L104 213L102 212L103 213L102 215L110 216L107 214H111V216H112V213L114 214V211L117 208L116 207L114 209ZM106 216H102V218L105 217V219H106ZM108 220L109 219H107L106 222H108ZM102 221H101V226L103 223ZM263 221H264V217H262V216L257 217L255 220L256 225H259V223L263 222ZM108 223H110V222H108ZM219 223H220V226H221L222 231L224 233H228L229 235L233 234V227L230 224L231 222L229 220H220ZM103 225H105V222L103 223ZM106 226H103V227H106ZM108 226H110V225L108 224ZM109 228L110 227H108V229ZM103 229H104L103 231L108 230L107 228H103ZM101 230H100V234L102 232ZM104 233H107V231L103 232V234ZM103 234H101L103 238L105 235L108 236V234H105V235H103ZM98 238H101V236H99ZM98 238H97V241L107 239V237L105 239H102V238L98 239ZM99 241L97 242V244L100 243ZM102 242H104V241H102ZM101 244L102 243H100V245ZM104 245H105V243L103 244V246ZM90 246H91V249H93V245H89L88 247H86V246L85 247L87 249H89ZM106 250H107V248H106ZM208 261L209 260H207L206 263H208ZM210 261H213V260H210ZM109 263L111 264V261H108L107 264H109ZM212 263H214V261Z\"/></svg>",
  "mask_w": 264,
  "mask_h": 264
}]
</instances>
